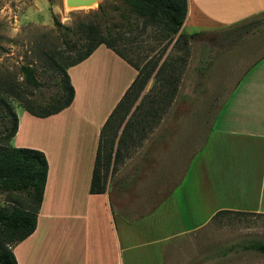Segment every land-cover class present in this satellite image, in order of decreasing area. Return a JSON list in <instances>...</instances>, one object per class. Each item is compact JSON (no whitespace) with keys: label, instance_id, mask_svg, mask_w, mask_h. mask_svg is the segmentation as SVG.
Returning a JSON list of instances; mask_svg holds the SVG:
<instances>
[{"label":"crops","instance_id":"1","mask_svg":"<svg viewBox=\"0 0 264 264\" xmlns=\"http://www.w3.org/2000/svg\"><path fill=\"white\" fill-rule=\"evenodd\" d=\"M188 1L181 31L203 38L264 12V0ZM259 38L264 32L249 37ZM259 47L209 48L207 62L193 64L192 92L180 93L181 68L171 69L164 86H176L175 96L164 93L159 111H139L125 128L133 112L127 117L101 194L90 192L101 131L137 69L101 45L68 69L75 89L68 108L46 118L16 112L11 145L48 160L36 229L13 247L18 264H264V253L251 248L264 241L214 233L231 216L264 217Z\"/></svg>","mask_w":264,"mask_h":264},{"label":"rangeland","instance_id":"2","mask_svg":"<svg viewBox=\"0 0 264 264\" xmlns=\"http://www.w3.org/2000/svg\"><path fill=\"white\" fill-rule=\"evenodd\" d=\"M70 5L72 4L67 0H0V81L7 79L16 83L23 82L22 67L30 65L36 69L38 80L46 84L40 91H35V97L40 94L48 97L55 89L52 86L54 75L46 69L45 62L48 58L58 57L64 52L68 60L76 56L78 47L73 44L81 35V24L98 25L104 32L110 29L116 38L118 49L139 68H144L146 64L151 66L156 62L157 68L130 114L141 101L142 112L154 105L152 101H165L162 96L164 93H170L171 89L164 86V80L172 73L171 69L174 75L177 73V64L181 68V78L184 77L180 93L192 92L193 64H199L209 58V48L218 52L220 47L240 46L248 42L253 48L258 44L264 52V38H259L257 43H252L253 40L249 39L258 31L264 32V21L247 27H232L215 38L196 36L193 39L188 38L186 43L180 39L176 44L180 33L170 41L169 36L160 28L145 26L143 20L123 0H96V6L91 8ZM57 22L61 26H58ZM63 26L71 28L74 32L66 30ZM199 49L202 52H199ZM204 51L206 54L203 55ZM259 55L260 52L253 55L252 59ZM164 62L166 68L158 77L157 71ZM8 99L17 113L23 111L16 99ZM154 109L159 111L161 104L159 108L156 106ZM1 131L0 119V133ZM23 197L20 196L18 200ZM14 199L17 200L15 195H9L0 189V206H8ZM230 218L231 220H224L223 224L215 223L214 233L217 237L264 241V217Z\"/></svg>","mask_w":264,"mask_h":264},{"label":"trees","instance_id":"3","mask_svg":"<svg viewBox=\"0 0 264 264\" xmlns=\"http://www.w3.org/2000/svg\"><path fill=\"white\" fill-rule=\"evenodd\" d=\"M123 1L143 20L145 26L160 28L166 33V36H169L170 41L180 33L176 44L180 39L186 43L188 38L193 39L196 36V34L187 36L180 32L188 14V0ZM263 21L264 12L244 22L242 26L246 27L258 22L261 24ZM57 25L61 26L59 22H57ZM64 28L74 32L71 28ZM79 31H81V35L78 41L73 44L78 47V52L73 59L68 60L65 52L59 54L58 57H47L48 60L45 62V66L47 65L46 69L54 75L52 86L55 88L49 93L48 97L45 98L43 94L35 97V91H40L46 84L38 80L36 69L30 65L22 67L23 82L16 83L7 79L0 81V119L2 121V131L0 133V189L9 195H15L17 200L20 196H24L22 200H12L8 206H0V264H18L13 247L35 231L48 177V160L42 151L33 148H17L11 145V140L18 130V116L8 98L16 99L25 111L35 117L46 118L60 113L72 104L75 97V89L71 83L68 69L86 60L101 45L114 51L138 70L137 78L101 131L100 145L90 186L92 194H101L106 191L113 142L117 132L125 123L133 105L157 68L156 62L151 66L146 64L144 68H139L126 58L116 46V38L110 29L104 32L98 25L81 24ZM80 39L84 42H81ZM165 68L164 62L157 71L156 76L159 77ZM175 92L176 86L166 95L169 99H173ZM141 103L131 114L125 128L131 125L132 118L143 109ZM152 103L154 105L147 110H155L154 107L159 108L161 104L160 101H152ZM170 103L168 102V104ZM153 125L150 124L149 126L152 127ZM106 135H109L110 138L108 141L109 148L101 143ZM251 248L264 253V243L262 242L251 244Z\"/></svg>","mask_w":264,"mask_h":264},{"label":"water","instance_id":"4","mask_svg":"<svg viewBox=\"0 0 264 264\" xmlns=\"http://www.w3.org/2000/svg\"><path fill=\"white\" fill-rule=\"evenodd\" d=\"M69 4H72L73 6H77L80 4H88L89 2L87 0H67ZM70 5V6H72Z\"/></svg>","mask_w":264,"mask_h":264},{"label":"bare ground","instance_id":"5","mask_svg":"<svg viewBox=\"0 0 264 264\" xmlns=\"http://www.w3.org/2000/svg\"><path fill=\"white\" fill-rule=\"evenodd\" d=\"M89 3L88 4H80L78 6H81V7H88V8H91V7H95L96 6V0H87Z\"/></svg>","mask_w":264,"mask_h":264}]
</instances>
